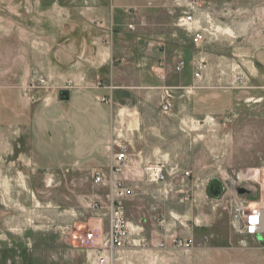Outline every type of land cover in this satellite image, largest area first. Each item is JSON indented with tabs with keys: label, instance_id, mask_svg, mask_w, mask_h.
Masks as SVG:
<instances>
[{
	"label": "rangeland",
	"instance_id": "1",
	"mask_svg": "<svg viewBox=\"0 0 264 264\" xmlns=\"http://www.w3.org/2000/svg\"><path fill=\"white\" fill-rule=\"evenodd\" d=\"M143 1L151 10V23L139 22L140 27L148 28L155 36L166 35V42L178 55L175 62H185L181 71H174L195 79L192 87L171 89L172 108L168 111L162 108L164 89L162 96L149 98L150 108L144 107L137 114L119 112L113 130L114 144L126 146L127 150L130 147L133 152L136 148L150 152L151 147L159 144L164 149L162 156L143 158L164 159L169 166L177 165L180 169L168 176L167 189L160 183L147 182L140 166L130 173L131 181L138 184L136 193L141 197L143 212L145 216L147 211L158 215L159 219L182 213L197 197L201 183L209 195V180L217 177L224 191L212 200L210 224L199 232L201 236L197 235L195 242L226 248L222 252L195 250L192 258L211 260V264H264V244L259 242L262 236L258 234L255 239L240 234L230 221L234 197L250 207H264V0H195L210 11L220 30L216 39L199 45L176 25L185 7L175 0ZM107 2L99 0L101 5ZM38 3L39 0H0V22L41 23L43 16L35 12ZM41 3L54 10L55 18L64 16L72 23L98 22L93 14L96 0ZM131 4L124 9L126 28L135 31L136 27L129 25H135L139 19L134 3ZM11 30L4 29V37H9L6 35ZM42 47L37 45L34 71L28 77L35 85L33 90L24 92L28 98L34 92L32 97L36 98L42 90L41 79H46L48 87L65 81L56 75L57 69L53 78L44 75ZM18 55L12 43L0 45V70L13 67V58ZM82 58L80 51L77 59ZM202 58L207 70L199 81L194 71ZM18 63L24 61H16V70ZM236 66L243 74L242 83L233 81L232 69ZM0 79L11 82L15 77L3 75ZM193 90L199 91L197 97ZM208 109L211 112L204 114ZM20 157L17 150L0 154V264H83L86 251L72 246L63 227L70 225L77 231L83 227L79 222L95 216L96 211L89 207L94 200L90 199L102 196L104 187L95 184L88 171H43L26 166ZM185 171L189 175H183ZM239 187L248 192L237 193ZM226 229H231L229 237L223 235ZM183 253L185 258L190 255Z\"/></svg>",
	"mask_w": 264,
	"mask_h": 264
},
{
	"label": "crops",
	"instance_id": "2",
	"mask_svg": "<svg viewBox=\"0 0 264 264\" xmlns=\"http://www.w3.org/2000/svg\"><path fill=\"white\" fill-rule=\"evenodd\" d=\"M96 1L98 4L93 8V14L98 20L97 24L72 23L64 16L55 18L54 10L42 4V0H39L35 10L43 16L41 23L0 22V45L12 43L13 51L20 54L13 58V67L0 70V76L15 77L11 82L0 79V154L4 150H17V156L25 160L26 166H35L43 171H88L92 174L103 171L109 174L113 130L119 112L124 110L137 114L144 107L150 108L149 98L162 96L165 88L184 89L194 84V78L174 71L178 55L173 46L166 42L167 36H155L148 28L140 27L139 22L143 25L151 23L148 16L151 10L143 0H108L104 5ZM131 3H134L139 19L135 25L132 24L134 29L136 27L135 31L126 28L124 9ZM8 28L12 29L6 35L9 37H4V29ZM39 44L43 45L41 59L44 61V75L53 78L57 69L59 72L56 75L65 81L57 87H43L36 93V98L32 97L35 92L28 98L24 92L32 81L28 77L34 71ZM55 45L57 47L53 49ZM80 51L83 58L78 60ZM19 60L24 63H18L16 70L14 65ZM60 89L69 90L67 100H59ZM193 93L196 96L199 91L196 93L193 90ZM210 112L208 109L204 114ZM151 150L146 152L136 148L133 152L128 147V184L138 186L131 181L130 173L144 159L149 160L143 157L164 154L159 144H155ZM192 184L198 187V183ZM102 187L104 194L90 200L107 203L109 188ZM202 187L196 193L197 197L188 203L187 210L175 215L183 220V226L172 220L173 213H170V218L159 219L158 215H150L147 211L145 216L141 197L137 193L125 201L130 223H141L150 243L156 242L164 234L160 227L161 220V224L169 225L167 228L193 241L188 250L168 246L167 250L161 252L159 264H211V260H196L192 254L195 250L222 252L226 248L221 244L195 242L197 235L201 236L199 232L210 224V205L214 199ZM100 214L101 211H96L90 220L79 223L83 227L97 222L106 226V218L101 219ZM230 234L231 229L223 233L225 237ZM182 251L190 255L185 258ZM149 252L144 249L129 251L127 260L131 264L149 263ZM65 263L72 264L68 261Z\"/></svg>",
	"mask_w": 264,
	"mask_h": 264
},
{
	"label": "built area",
	"instance_id": "3",
	"mask_svg": "<svg viewBox=\"0 0 264 264\" xmlns=\"http://www.w3.org/2000/svg\"><path fill=\"white\" fill-rule=\"evenodd\" d=\"M178 5L185 7L182 14L177 17L176 25L184 29L195 45L216 39L220 33L210 11L198 4L195 0H175ZM129 27L133 28L132 25ZM194 77L201 81L204 72L207 70V63L204 58L196 62ZM184 60H178L175 70L180 71L184 67ZM233 81L242 83L243 74L239 67H234ZM43 87L47 86L46 79H41ZM35 87L32 80L26 92ZM170 87L165 88L162 108L168 111L172 108V92ZM116 148V149H114ZM111 165L110 172L103 171L93 173V182L98 185L107 186L109 192L107 203L94 200L89 203V207L94 211H101L100 218H106V226L102 223H94L82 227L77 231L72 230L70 225H65L70 236L72 246L86 251L85 262L83 264H131L128 258L129 251L139 249L150 250V262L146 264H159L161 252L167 250L168 246L174 249L188 250L192 247L193 241L189 238L181 237L169 225L161 224L164 234L154 243H149L144 234V226L139 223H130L125 210V201L136 194V187L127 183L126 173L129 171V157L126 146L111 144ZM140 167L147 182L160 183L163 187H170L167 183L168 176L180 172L177 165L169 166L164 159L143 160ZM189 175V171L183 172ZM166 192V190L164 189ZM238 193V192H237ZM238 196V195H237ZM231 209V226L240 234L257 237L258 234L264 240L263 207H250L237 197H234ZM103 210V211H102ZM172 220L180 225H184L179 216L171 215Z\"/></svg>",
	"mask_w": 264,
	"mask_h": 264
},
{
	"label": "water",
	"instance_id": "4",
	"mask_svg": "<svg viewBox=\"0 0 264 264\" xmlns=\"http://www.w3.org/2000/svg\"><path fill=\"white\" fill-rule=\"evenodd\" d=\"M58 98L59 100H67L69 98V90L67 89H60L58 91ZM224 191V185L222 181L217 178V177H212L209 180V194L213 198H219V196L223 193ZM237 192L239 194L248 192V190L245 187H239L237 188ZM262 244H264V240L262 239L261 241Z\"/></svg>",
	"mask_w": 264,
	"mask_h": 264
},
{
	"label": "bare ground",
	"instance_id": "5",
	"mask_svg": "<svg viewBox=\"0 0 264 264\" xmlns=\"http://www.w3.org/2000/svg\"><path fill=\"white\" fill-rule=\"evenodd\" d=\"M262 214H263V217H264V210H263ZM262 227L264 228V220H263Z\"/></svg>",
	"mask_w": 264,
	"mask_h": 264
}]
</instances>
